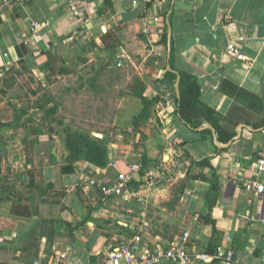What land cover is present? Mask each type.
<instances>
[{
	"label": "crops",
	"instance_id": "crops-1",
	"mask_svg": "<svg viewBox=\"0 0 264 264\" xmlns=\"http://www.w3.org/2000/svg\"><path fill=\"white\" fill-rule=\"evenodd\" d=\"M0 2V264H51L56 253L61 264H99L135 235L140 249L167 248L186 232L192 264H227L222 249L260 264L264 197L245 184H264V0ZM35 21L48 25L35 33ZM231 41L250 64L228 52ZM171 46L215 121L178 117L177 82L164 79ZM89 68L119 72L105 85L116 95L102 96L99 73L88 84L95 108L61 107L59 120L48 92L77 72L89 81ZM83 136L106 150L105 164L87 159ZM136 161L129 191L104 196Z\"/></svg>",
	"mask_w": 264,
	"mask_h": 264
},
{
	"label": "built area",
	"instance_id": "built-area-1",
	"mask_svg": "<svg viewBox=\"0 0 264 264\" xmlns=\"http://www.w3.org/2000/svg\"><path fill=\"white\" fill-rule=\"evenodd\" d=\"M152 1V0H144ZM1 7V2H0ZM72 10L77 12V6L75 4L71 5ZM47 26L48 22H34V32L36 33L41 27ZM228 52L233 55L236 59L251 63V60L241 51L240 47L233 41L229 42L227 45ZM264 166V155H262L261 160H259L258 169H262ZM140 162H132L126 166L125 170H120L117 174V178L114 182L105 184L103 186V195L108 196H119L124 195L129 191L128 185L134 179L135 175L139 174L141 171ZM156 180L155 176L148 173L145 182L147 185H151ZM246 188L253 190L256 196L262 201L264 197V184L259 182H249L245 184ZM189 233L186 232L179 242H174L167 248H162L157 245L154 248L143 247L140 249L142 242V237L138 234L133 236L127 242L121 244L115 250L105 253L100 259L99 264H159L163 258H167L174 262H181L182 264H192L193 258L192 254L186 244V238ZM264 241V236L262 238ZM219 256L227 264H239L234 258V251L220 250ZM65 253H56L52 256L51 264H61L65 259ZM42 260L38 259L35 264H41ZM260 264H264V248L263 256L261 258Z\"/></svg>",
	"mask_w": 264,
	"mask_h": 264
},
{
	"label": "trees",
	"instance_id": "trees-1",
	"mask_svg": "<svg viewBox=\"0 0 264 264\" xmlns=\"http://www.w3.org/2000/svg\"><path fill=\"white\" fill-rule=\"evenodd\" d=\"M173 57L174 51L171 46L169 67L165 73L164 79L177 82L179 96L177 97L176 113L178 117L189 126L194 128L199 127L203 119L214 120L209 109H202L200 107L199 97L201 94V86L197 77L189 72L177 70L173 65ZM89 82L90 85H94L97 82V78L92 76ZM137 86L141 88L140 91L139 89L137 92L135 91L136 95L142 99L146 106L150 105L151 100H148L143 95L144 86L141 84V82H139ZM213 128L217 131L220 140L229 141L232 139L233 134L224 132L216 122L213 123ZM82 138H84L87 149V159L96 165L105 164L104 159L106 156V150L97 142L89 141L88 138H85V136ZM100 159H103V161Z\"/></svg>",
	"mask_w": 264,
	"mask_h": 264
},
{
	"label": "rangeland",
	"instance_id": "rangeland-1",
	"mask_svg": "<svg viewBox=\"0 0 264 264\" xmlns=\"http://www.w3.org/2000/svg\"><path fill=\"white\" fill-rule=\"evenodd\" d=\"M87 71L94 72V76H97L99 73L101 74L102 90H104L102 91V96L104 98L108 97L109 100H112L114 94L116 95L117 89H107L105 85L109 83L110 79L115 78L116 76L120 77L121 74L117 71L105 72L103 69L92 70L91 68H89ZM81 74L80 72H77L71 75V77L68 78L67 82H65L63 86L60 85L55 89L53 93L48 92L47 94L55 99V102L57 104L55 105V112L58 109L55 117L60 118L59 120H61V107L64 112H67L72 116H79L80 114L87 112L91 107L93 109L95 108V99H93V96L97 95H94V93L91 91V88L88 86V84L90 85V82L87 81L88 78H86L85 80V78L79 77ZM85 81L87 82L86 85L88 87L84 89L83 86L86 83Z\"/></svg>",
	"mask_w": 264,
	"mask_h": 264
},
{
	"label": "water",
	"instance_id": "water-1",
	"mask_svg": "<svg viewBox=\"0 0 264 264\" xmlns=\"http://www.w3.org/2000/svg\"><path fill=\"white\" fill-rule=\"evenodd\" d=\"M168 43L171 44V30L169 29V34H168ZM170 54H171V48H169V53L168 56L170 58ZM177 96H179V90L177 88Z\"/></svg>",
	"mask_w": 264,
	"mask_h": 264
}]
</instances>
